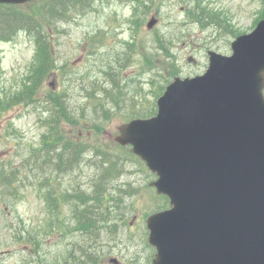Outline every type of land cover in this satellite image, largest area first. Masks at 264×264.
Instances as JSON below:
<instances>
[{
    "label": "rangeland",
    "instance_id": "obj_1",
    "mask_svg": "<svg viewBox=\"0 0 264 264\" xmlns=\"http://www.w3.org/2000/svg\"><path fill=\"white\" fill-rule=\"evenodd\" d=\"M54 2L31 0L14 6L43 23L39 11L46 12ZM88 3L85 10L55 11L59 33L51 38L47 31L55 61L41 78L36 74H42L38 69H43L46 59L38 45L40 40L19 31L12 40L0 42V95L7 96L4 107L11 106L6 111L0 109V165L19 171L22 182L17 184L22 187L18 195H0V264H44L53 259L63 264L66 246L82 235L70 232L69 238L61 235V229L54 230L56 225L51 226L48 214L52 211L44 201L45 189L37 183L50 177L63 191L89 190L98 175L108 169L119 174L107 187L119 201L123 216L112 218L119 220L115 240L103 233L96 243L103 245L99 264H112L110 258L119 264H150L154 249L147 243L145 220L155 208L168 207V200L148 185L155 176L136 156H130V146L114 141L118 128L134 119L133 110L138 114L146 106L154 104L156 108L157 98L175 77L203 74L208 65L207 51L230 54V43L238 35L251 32L264 18V0ZM195 7L210 10L215 17L202 23L194 21L190 10ZM154 17L156 23L149 29L147 24ZM18 92L25 93L19 101ZM61 100L68 107L63 105V109ZM51 126L83 149L80 163L72 167L76 170L63 177L51 173L52 154L47 155L48 165L30 171L37 160L36 151L42 156ZM106 157L109 166L103 163ZM38 162L40 167L42 160ZM118 190L132 194H118ZM59 212L58 226L71 231L74 221L68 207L61 204ZM30 228L37 232L41 245L45 244L42 250L27 245L25 233ZM50 233L53 236L46 238ZM107 249L110 254L104 255ZM38 251L39 256L33 255Z\"/></svg>",
    "mask_w": 264,
    "mask_h": 264
},
{
    "label": "water",
    "instance_id": "obj_2",
    "mask_svg": "<svg viewBox=\"0 0 264 264\" xmlns=\"http://www.w3.org/2000/svg\"><path fill=\"white\" fill-rule=\"evenodd\" d=\"M231 50L208 51L205 73L175 78L155 116L118 128L169 201L146 219L152 264H264V19Z\"/></svg>",
    "mask_w": 264,
    "mask_h": 264
},
{
    "label": "trees",
    "instance_id": "obj_3",
    "mask_svg": "<svg viewBox=\"0 0 264 264\" xmlns=\"http://www.w3.org/2000/svg\"><path fill=\"white\" fill-rule=\"evenodd\" d=\"M60 5H56L57 3ZM88 0H55L54 3H51L48 6V10L42 11L39 13L43 16V23H37L33 15L26 14L25 12L16 9L15 6L10 5H0V41L12 40L19 31H25L29 36L37 38L41 43L38 45L41 46L42 51L44 52L45 61L43 62V69L41 67L38 71L42 74H36L39 78L45 75V71H50L51 64L54 63L55 57L50 53V40L48 37L53 38L55 33H59L57 29V22L54 19L55 11L63 10H85L87 8ZM89 5V3H88ZM148 9V6L144 7ZM199 8H192L190 10V15L194 21H200L201 23L205 19L213 20L215 14L209 10V12H204L203 10H198ZM198 11V14L194 16V12ZM62 15V14H61ZM263 17V16H261ZM63 18H66L63 16ZM45 26L47 29H45ZM43 31H46L43 33ZM50 33H48V32ZM56 34V35H57ZM25 93L18 92L16 100L19 101V98H24ZM8 101L7 96L4 98L0 95V109L6 111L11 106L4 107V104ZM62 107L65 105L63 100H61ZM68 107V106H66ZM64 109V107H63ZM143 111H139L136 114V110L132 111L134 118H148L155 114L154 104L149 107H144ZM69 119V118H68ZM53 128V126H51ZM45 145V146H44ZM42 148V156L40 152L36 151L37 160L34 161L30 166V171L38 170L43 166L48 165L50 162L47 158V155L52 154L53 166L51 170L56 173L58 177H63L64 175L73 173L76 169H72L73 166H76L80 163V153L83 152L81 144H74L70 141L65 140V138L60 134L58 128H53L50 131L49 138L44 140ZM134 157L133 155H130ZM135 158V157H134ZM40 167H37L39 162ZM104 162L110 164V160L103 159ZM24 167V166H23ZM116 167V166H115ZM111 169V168H110ZM35 172V171H34ZM112 173V175H110ZM19 171H12V167L8 165H0V195L2 197L16 196L18 195L19 190L22 187L17 186L21 184ZM119 174H114L112 170L105 171L98 175V180L94 181L93 184L89 187V190H82L74 188L66 191L62 190L61 184H55L52 178L45 177L44 180L38 182L39 186L44 187V201L47 203L49 209L52 212H48L49 219L51 220V226L56 225L54 230L61 229V235H68L66 237L70 238V232H77L81 236V239L77 241L74 240V243L68 244L63 252V264H99L101 261L99 252L102 251L103 245L101 247L97 246L96 243L99 242L101 234L105 233V238H110L115 240L117 232L116 221L113 220L114 216L116 219H121L123 216L122 212L118 209L120 207L119 201L113 198L112 193L110 192L109 182L117 179ZM109 179V180H108ZM108 180V181H107ZM107 181V182H106ZM24 186V185H23ZM72 188V186H70ZM118 194H125L126 196L131 195L132 193H127V191L118 190ZM118 197H121L118 195ZM52 198V199H51ZM61 204L68 207L69 212H71L74 221V225L71 231L66 227L58 226V220L61 217V212L59 208ZM164 208V207H163ZM161 206L154 209V212L161 210ZM55 211V212H54ZM72 219V218H71ZM57 223V224H56ZM120 223V222H119ZM118 223V224H119ZM104 231V232H103ZM28 237L27 245L30 248L41 249L42 246L37 237V232L33 228H30L25 233ZM23 237V235L21 234ZM53 236V233H50L49 238ZM95 245V246H94ZM94 246V248H93ZM107 247V246H106ZM40 251L34 253L33 255L39 256ZM110 254V249L104 253ZM103 256V255H102ZM101 256V257H102ZM26 264H29L26 262ZM44 264H56V259H53L51 262L45 260Z\"/></svg>",
    "mask_w": 264,
    "mask_h": 264
}]
</instances>
